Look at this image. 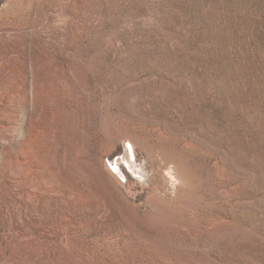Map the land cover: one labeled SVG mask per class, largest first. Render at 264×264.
<instances>
[{"label": "rangeland", "instance_id": "obj_1", "mask_svg": "<svg viewBox=\"0 0 264 264\" xmlns=\"http://www.w3.org/2000/svg\"><path fill=\"white\" fill-rule=\"evenodd\" d=\"M0 264H264V0H0Z\"/></svg>", "mask_w": 264, "mask_h": 264}, {"label": "bare ground", "instance_id": "obj_2", "mask_svg": "<svg viewBox=\"0 0 264 264\" xmlns=\"http://www.w3.org/2000/svg\"><path fill=\"white\" fill-rule=\"evenodd\" d=\"M32 93H33V91H32V87L30 86V85H27L26 86V88H25V90H24V94L25 95H30V96H27L26 97V99L27 100H29V98L31 97V95H32ZM188 140H190V138H188ZM188 142V141H187ZM189 143V142H188ZM23 163H25V160H23ZM173 163V162H172ZM164 164V163H163ZM178 168H176V166L175 165H171L166 171H165V176L167 175V177L169 178V180H171V182L173 183L175 180H177V179H179V180H181V175H180V173L178 172L179 170H177ZM181 182L182 181H179V185L181 184ZM171 183V184H172ZM175 183H173L172 184V191L171 192H166L165 193V196H163V197H168L169 198V200L172 202V203H174L175 201H176V198H175V195H174V190L176 189V187H178L179 185L178 184H175ZM157 188V187H156ZM158 189V188H157ZM176 205V204H175ZM189 213V212H188ZM193 214V213H192ZM188 217V216H187ZM187 219V218H186ZM197 219V218H196ZM214 219V218H213ZM195 220V219H194ZM222 220V219H221ZM190 221V220H189ZM213 222V221H212ZM186 224H188V223H186ZM210 224V223H209ZM208 224V225H209ZM204 226V225H203ZM213 226V225H212ZM187 227H189V226H187ZM202 227V226H201ZM180 228V227H179ZM181 229H182V231L184 232L185 230H186V225H182L181 226ZM182 232V233H183ZM177 233H179L178 231H177ZM185 234V233H184ZM191 234V233H190ZM190 236V235H189ZM191 236H192V234H191ZM181 237V236H180ZM184 239V238H183Z\"/></svg>", "mask_w": 264, "mask_h": 264}]
</instances>
